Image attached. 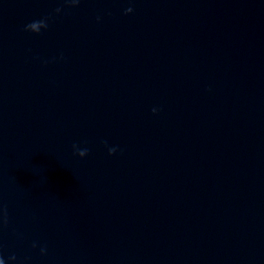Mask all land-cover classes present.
Instances as JSON below:
<instances>
[{"label": "water", "instance_id": "95a60500", "mask_svg": "<svg viewBox=\"0 0 264 264\" xmlns=\"http://www.w3.org/2000/svg\"><path fill=\"white\" fill-rule=\"evenodd\" d=\"M0 259L264 264V0H0Z\"/></svg>", "mask_w": 264, "mask_h": 264}, {"label": "clouds", "instance_id": "9594fccd", "mask_svg": "<svg viewBox=\"0 0 264 264\" xmlns=\"http://www.w3.org/2000/svg\"><path fill=\"white\" fill-rule=\"evenodd\" d=\"M130 12H131V10H130ZM28 27L29 28L34 27V25H29ZM156 111H157V109L153 108V112H156ZM41 251H44V250L42 249ZM12 259H15V257H13ZM0 264H4V261L2 259H0Z\"/></svg>", "mask_w": 264, "mask_h": 264}]
</instances>
